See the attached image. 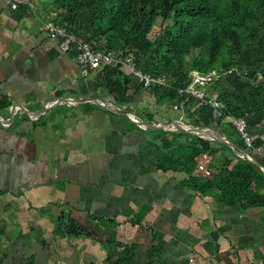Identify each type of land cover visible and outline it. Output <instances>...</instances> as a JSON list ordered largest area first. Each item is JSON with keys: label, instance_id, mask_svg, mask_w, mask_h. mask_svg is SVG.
Returning a JSON list of instances; mask_svg holds the SVG:
<instances>
[{"label": "crops", "instance_id": "0c3cea01", "mask_svg": "<svg viewBox=\"0 0 264 264\" xmlns=\"http://www.w3.org/2000/svg\"><path fill=\"white\" fill-rule=\"evenodd\" d=\"M33 2L32 9L13 10L0 0V106L17 109L0 115V264H119L117 256L108 260L111 240L140 245L142 261L151 247L148 228L166 240L158 264H264V206L247 196L225 206L179 183L214 172L220 157L184 149L175 159L187 170L163 173L154 166L151 131L90 103L21 118L34 112L20 105L45 101V108L81 91L114 98L96 87L98 71L83 76L75 54L40 29L57 9L49 0ZM151 94L125 104L157 119L181 116L170 105L159 115ZM142 105L154 114L138 110ZM249 131L262 149L252 154L264 163V119ZM61 213L87 233L61 234L55 226ZM137 219L143 227L131 222Z\"/></svg>", "mask_w": 264, "mask_h": 264}, {"label": "trees", "instance_id": "16d2710c", "mask_svg": "<svg viewBox=\"0 0 264 264\" xmlns=\"http://www.w3.org/2000/svg\"><path fill=\"white\" fill-rule=\"evenodd\" d=\"M49 2L57 9L54 23L87 41H96L98 48L132 54L140 68L154 75H167L166 85L157 84L150 89L151 99L157 105L163 103L169 107L186 99L180 89L191 83L194 72L220 73L214 77L208 92L224 106L216 113L211 104L190 97L184 104L185 118L202 121L218 130L223 128L229 137L246 148L232 119L245 117L249 130L264 119V0ZM25 7L21 9L26 10ZM159 19L161 27L151 38L149 31ZM95 71H98L96 87L107 89L118 103L130 104L143 97L144 87L119 66H103ZM134 84L138 87L129 94ZM4 106L5 103L0 108ZM147 115L153 117L150 113ZM148 130L153 137L154 166L163 173L171 169L187 170V164L175 159L184 149H196L198 155L208 153L212 160L220 157L221 164L214 172L191 173L179 181L181 186L201 197L211 195L225 206H234L242 196L252 198L254 205L264 206V175L231 147L187 133L145 131ZM131 222L143 227L140 219ZM148 230L152 232V241L144 260H139L140 245L117 240L109 241L108 260L117 256L119 264L161 262L166 250L164 235L153 228Z\"/></svg>", "mask_w": 264, "mask_h": 264}, {"label": "built area", "instance_id": "2783aa9c", "mask_svg": "<svg viewBox=\"0 0 264 264\" xmlns=\"http://www.w3.org/2000/svg\"><path fill=\"white\" fill-rule=\"evenodd\" d=\"M13 10H19L22 6L30 9L34 8L33 0H5ZM40 29L48 35L53 36L59 41V48L65 53H74L79 63L83 76L87 77L92 71L103 66H119L121 70L134 76L139 83L146 89L159 84H167V76L165 74L154 75L153 73L140 68L132 54H125L121 51L107 50L98 48L96 41L90 42L82 36L69 30L67 27L56 24L53 21L42 22ZM220 73L213 72L211 74H201L194 72L193 80L185 88L180 89V94L187 96L185 101H181L173 108L181 110V114L185 115V102L190 97H195L211 104L216 113L218 109L224 106L223 102L213 99L209 96L208 87L214 80V77ZM198 83V85H195ZM206 85V86H201ZM201 88V89H200ZM233 124L244 141V146L253 151H262L260 146L255 145L254 138L249 131L248 120L245 117H236Z\"/></svg>", "mask_w": 264, "mask_h": 264}, {"label": "water", "instance_id": "95a60500", "mask_svg": "<svg viewBox=\"0 0 264 264\" xmlns=\"http://www.w3.org/2000/svg\"><path fill=\"white\" fill-rule=\"evenodd\" d=\"M145 91H147L148 93L151 92L150 89H146ZM66 96L69 97L68 101L61 105H50L48 108H42V104L45 101H40L39 103L31 106L18 104L20 105V109L22 110V112H25L27 114L29 112H34L33 115L30 117L21 118L33 120L35 118L40 117L41 115L61 113L60 111H65L75 105L82 103H90L97 109L111 112L113 115L119 114L124 116L131 125L136 126L138 128L162 129L170 133H187L191 135L200 136L204 139L211 141L212 143L219 144L221 146H229L233 150H235L236 153L239 154L242 158L252 163L258 169V171H260L264 175V163L262 161L258 160L246 148L242 147L237 142L227 137V135L220 132L213 125H208L202 121L185 118V115L173 117L169 120L157 119L155 117H150L145 114H140L136 110L130 108L128 105L118 103L114 98L113 101L109 102L105 99L106 97L93 92L81 91L72 95H64L62 97H59L58 99L64 98ZM12 105L14 104H7L6 106H4L0 110V115L7 113L9 110H17L15 109V107L12 108ZM136 119H140V122L144 123L145 126L136 124L134 122V120ZM203 132H207V135L203 134ZM46 219H48L49 222L53 223L52 217H47ZM55 224L61 234L69 232H74L78 234L87 233L83 226H81L80 224H76L73 219H67L65 217V214L63 213H61V215L57 217V221L55 222ZM53 232L56 233V230H53Z\"/></svg>", "mask_w": 264, "mask_h": 264}, {"label": "rangeland", "instance_id": "374dc122", "mask_svg": "<svg viewBox=\"0 0 264 264\" xmlns=\"http://www.w3.org/2000/svg\"><path fill=\"white\" fill-rule=\"evenodd\" d=\"M161 24H162V22H161V19H159L157 22H156V24H155V26H153L151 29H150V31H149V37H151V38H153L156 34H157V32H158V29H159V27H161ZM167 76V75H166ZM193 80V79H192ZM255 82V81H254ZM256 84H257V82H255ZM196 85V84H195ZM197 85H198V83H197ZM201 86H206V85H201ZM201 89V88H200ZM146 90V88L144 87V89H143V92L142 93H144V91ZM210 95V94H209ZM183 101H185V100H183ZM147 103V102H146ZM139 103H137V105H138ZM140 104H142V103H140ZM176 105L178 104V103H175ZM224 104V103H223ZM157 105V104H156ZM172 106H174V104L172 105ZM153 108V106H145L144 107V105H142V107H141V109H138V110H147V111H150L152 114H154L152 111H151V109ZM163 108H165V104H164V106H163V103L161 104V105H157L156 106V109L155 110H157L160 114L159 115H161L162 114V110H164ZM173 110H175V111H177L180 115H182L181 114V110H179V109H176V108H173ZM185 114V116L187 117V115H186V113H184ZM161 117H163V116H161ZM233 120V119H232Z\"/></svg>", "mask_w": 264, "mask_h": 264}, {"label": "bare ground", "instance_id": "6f19581e", "mask_svg": "<svg viewBox=\"0 0 264 264\" xmlns=\"http://www.w3.org/2000/svg\"><path fill=\"white\" fill-rule=\"evenodd\" d=\"M69 99H57V100H55V101H52L49 105H47L46 106V108H48L50 105H61V104H63V103H65L66 101H68ZM18 108V110H20V108L19 107H17ZM28 114H30L31 115V113L29 112ZM0 119H2V120H4V118H2V117H0ZM137 124H140V125H143V126H145V124L144 123H142V122H140L139 120H134ZM207 133V132H206ZM205 132H203V134H205V135H207Z\"/></svg>", "mask_w": 264, "mask_h": 264}]
</instances>
